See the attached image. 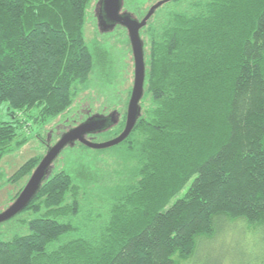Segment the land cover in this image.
I'll return each mask as SVG.
<instances>
[{
	"label": "trees",
	"instance_id": "1",
	"mask_svg": "<svg viewBox=\"0 0 264 264\" xmlns=\"http://www.w3.org/2000/svg\"><path fill=\"white\" fill-rule=\"evenodd\" d=\"M89 2L0 0V107L8 117L0 121V163L29 141L17 140L20 114L37 112L31 119L44 128L80 95L87 101L90 91L109 94L101 84L110 79L124 86V106L90 105L118 118L89 137L122 132L130 59L116 63L114 43L133 61L130 41L87 42ZM146 4L122 0L138 21ZM139 35L145 71L133 129L112 153L78 141L62 149L12 217L25 215L16 223L27 232L0 237V264H179L175 258L189 259L198 238L229 226L242 222L254 235L264 233V0H172ZM68 123L71 129L80 122ZM44 154L4 180L18 189L2 211ZM81 231L88 234L77 236ZM258 254L246 264H264Z\"/></svg>",
	"mask_w": 264,
	"mask_h": 264
},
{
	"label": "rangeland",
	"instance_id": "2",
	"mask_svg": "<svg viewBox=\"0 0 264 264\" xmlns=\"http://www.w3.org/2000/svg\"><path fill=\"white\" fill-rule=\"evenodd\" d=\"M99 2L100 0H90L87 7V18L84 26V33L87 42H91L93 39L95 40V38L101 42L102 41L105 42V40H107L109 36L112 37L115 36V38L117 36L119 37L118 31L120 32V30L118 27H114L113 29L114 32L112 31L111 34H108L106 36L105 30H101V29L103 28L110 29V28H108L107 26L103 27L101 25H99L101 29L98 28L99 23L97 22L96 17L95 18L93 17L94 19L92 17L88 19V17L92 12L96 14L97 12L96 7H98ZM95 24H97L96 27ZM95 44L99 49H103L100 43L95 42ZM114 44L117 46L116 47L117 50H114L115 62L120 64L121 66L122 58L124 59L127 58L128 56L125 57L126 54L123 53L121 49H118L119 48L118 42H115ZM123 76L124 73L122 74V77ZM101 86L109 89L108 90L109 94H107L108 92L104 90H103L104 93L98 92V90L90 91L91 96H89L90 98L89 100H87V103L88 102L92 103L95 109H97L100 105H103L104 108L106 106H110L111 108H116L120 110L125 103L123 98L125 97L124 96L125 88L122 84H120V79L119 78L115 80L110 79L107 82H103ZM82 96L83 94L80 95L79 98H82ZM107 98L108 100H105ZM77 106L78 104L74 105L71 110H69L65 115H63V117L59 118L61 119L60 124L54 125V123H52L50 125L49 124L46 125L44 128L38 127L36 125L37 123L34 122L35 120L33 121L31 119L32 117L37 116V112L35 111L28 112L27 116L23 114H20L18 116V119H25L24 120L25 122L23 128L20 130V135L17 138V140H20L22 136H27L29 141H27V143L22 147H20L19 149L7 154L0 163V174L2 173L1 177L3 178L2 180H0V212L8 204V196H9L8 194L13 195L18 189L17 186L15 187L13 185L5 184L4 180L7 177H9L27 159L45 153L47 148L52 144L51 138L53 136H55L56 134L60 135L65 129L69 130L70 123L63 124L64 121L73 118V121L75 123H79L80 121L85 119L84 116L83 118L82 117L79 118L78 115H76L75 110L77 109ZM86 108L87 107L83 105L82 110H86ZM100 111L101 109H99L98 112ZM71 114H75V116L73 117V115ZM0 121L1 122L8 121V117L5 115L4 106L0 107ZM86 139L94 143H101L110 140V137L106 134L98 133L94 135V137L87 136ZM11 147L15 149L16 147L15 143H12ZM109 148L106 149L109 150V153H112L113 150ZM108 163H111V160L108 161ZM23 217L26 216L19 215L15 218L0 223V237H2L3 239H9L11 236L15 234H19V235L25 234L27 231L23 228L18 229L16 223V220L18 218L21 219ZM252 230L253 229L248 228L246 224L241 222L237 227H233V228L232 226L227 227V229L224 230L222 234L221 233L218 234L215 238L214 237L198 238L195 251L189 259L178 260L177 258H175V260L176 262H180L179 264H246L245 257H250V256L255 257L256 254L259 253L257 255V260H259V262L261 260L264 261V257H263L264 233L263 232L261 234L256 233V235H254V231ZM87 234H88L87 231H81L77 233V236H85ZM256 236L258 237L259 240H261V245H260V241L257 239ZM52 247L53 246H51L50 248ZM256 264H261V263H256Z\"/></svg>",
	"mask_w": 264,
	"mask_h": 264
},
{
	"label": "water",
	"instance_id": "3",
	"mask_svg": "<svg viewBox=\"0 0 264 264\" xmlns=\"http://www.w3.org/2000/svg\"><path fill=\"white\" fill-rule=\"evenodd\" d=\"M122 0H101L103 20L105 23L120 24L124 26L128 31V37L132 54L134 58V83L132 87L131 96L128 102L126 121L122 132L115 138L102 143H94L88 141L86 137L99 131V127L108 124L105 119L90 118L87 121L67 130L61 135L59 140L51 146L46 154L43 156L26 185L14 200V202L3 212L0 213V223L11 219L19 212H21L31 201L34 195L39 190L41 183L47 177L49 167L59 155V153L67 145H71L74 142H79L88 148L92 149H105L119 144L127 138L131 130L133 129L136 120L140 114L139 102L143 94L144 84V57H143V44L139 35V30L146 25L148 18L161 4L169 1L162 0L156 3L147 13V15L141 20L132 19L128 15H120ZM100 25V24H99Z\"/></svg>",
	"mask_w": 264,
	"mask_h": 264
},
{
	"label": "flooded vegetation",
	"instance_id": "4",
	"mask_svg": "<svg viewBox=\"0 0 264 264\" xmlns=\"http://www.w3.org/2000/svg\"><path fill=\"white\" fill-rule=\"evenodd\" d=\"M160 1H162V0H147V4L143 7V11L145 12L144 13V15H143V17L141 18V19H139L140 21L147 15V13L149 12V10L156 4V3H158V2H160ZM170 1H172V0H169V1H167V2H165V3H163V4H161L160 6H158L156 9H154L153 10V13L151 14V16L148 18V20L154 15V13H155V11L158 9V8H160V7H162V6H164L165 4H167L168 2H170ZM102 14V5H101V0H100V2H99V4H98V7H97V12H96V14L94 13L93 14V12L91 13V17L93 18H95L96 17V19H97V22L101 25V26H103V27H108V28H110V29H112V28H114V27H118L119 28V30H120V32L118 31V33L120 34V33H122V35H119V37L117 36L116 38H117V40H120V41H124V42H126V38H127V36H128V31H127V29L124 27V26H122V25H120V24H113V23H105L104 22V20H103V15H101ZM119 14L120 15H122V14H124V15H128L129 17H131L132 19H135L132 15H131V13L130 12H128V11H125V10H123V8H122V1H121V9H120V11H119ZM93 18V19H94ZM147 20V21H148ZM94 21V20H93ZM99 24H98V27H99ZM97 26V24H95V27ZM102 27V28H103ZM142 29V28H141ZM140 29V30H141ZM101 30H105V28H103V29H101ZM115 30V31H116ZM112 33V32H111ZM129 38V37H128ZM131 47V46H130ZM126 49V52H127V55H126V57L128 58V59H130V61L128 62L129 63V66L127 67V71H128V69L130 68V70H129V72H130V76H131V79L129 80V82H130V95H129V98H128V102H129V99H130V96H131V92H132V87H133V83H134V58H133V61H131V57H130V51H128L127 49L128 48H125ZM131 52H132V49H131ZM132 56H133V54H131ZM128 89V88H127ZM84 96V95H83ZM77 98H78V100H77ZM76 99H75V101H74V104H73V106L74 105H77L78 104V106H77V109H76V111H75V113H76V115H78V117L80 118V117H82L83 118V116H84V120H82V121H80V123L79 124H81V122L83 123V122H85V121H87L88 119H90V118H92V117H94V118H98V119H105V121H107L108 122V124H109V126L112 124V123H114L116 120H117V115L115 114V113H113V112H97V110H95V109H90L89 108V106L90 105H92V103H87V101H84V100H82L81 98H79V97H77ZM76 102H77V104H76ZM128 102H127V107H128ZM87 103V104H86ZM81 105V106H80ZM83 105H85L87 108H86V110H82V108H83ZM93 106V105H92ZM101 106V105H100ZM81 107V108H80ZM94 107V106H93ZM102 111V110H101ZM126 112H127V110H126ZM78 113V114H77ZM100 115H102V116H100ZM75 116V115H74ZM61 122V119H57L56 120V122H54V125L55 124H59ZM65 122H67V120L65 121ZM63 123V122H62ZM78 124V125H79ZM89 136V135H88ZM118 136V135H117ZM116 136V137H117ZM113 139V138H112ZM59 140V139H58ZM57 140V141H58ZM111 140V139H110ZM56 141V142H57ZM55 142V143H56ZM106 142V141H105ZM102 143V142H101ZM50 148V147H49ZM49 148H47V150L49 149ZM92 149V148H91ZM47 150H46V152H47ZM94 150H100V149H94ZM46 152H45V154H46ZM44 154V155H45ZM9 207V206H8ZM7 209V208H6ZM5 209V210H6ZM3 212V211H2ZM1 213V212H0ZM10 220V219H9ZM7 221V220H6ZM5 222V221H4Z\"/></svg>",
	"mask_w": 264,
	"mask_h": 264
}]
</instances>
